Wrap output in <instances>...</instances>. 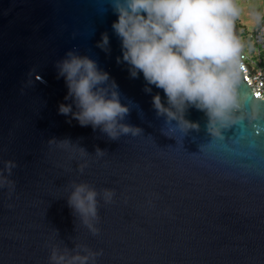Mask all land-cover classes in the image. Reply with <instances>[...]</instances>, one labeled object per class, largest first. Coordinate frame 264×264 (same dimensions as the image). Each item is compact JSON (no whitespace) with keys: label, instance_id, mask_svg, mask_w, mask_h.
I'll list each match as a JSON object with an SVG mask.
<instances>
[{"label":"water","instance_id":"water-1","mask_svg":"<svg viewBox=\"0 0 264 264\" xmlns=\"http://www.w3.org/2000/svg\"><path fill=\"white\" fill-rule=\"evenodd\" d=\"M114 20L107 0H0V169L17 164L0 188V264H49L52 246L76 245L102 250L88 264H264V99L242 77L235 123L210 133L194 107L198 130L166 122L152 107L163 90L117 63ZM70 49L115 81L139 134L113 140L58 114L71 100L54 61ZM74 183L114 191L97 196L96 235L67 204Z\"/></svg>","mask_w":264,"mask_h":264},{"label":"clouds","instance_id":"clouds-1","mask_svg":"<svg viewBox=\"0 0 264 264\" xmlns=\"http://www.w3.org/2000/svg\"><path fill=\"white\" fill-rule=\"evenodd\" d=\"M116 20L111 24L120 41L121 56L117 63L128 65L131 78L142 74L146 82L144 91L151 87L162 89L166 101L159 93L152 96V107L166 122L177 121L184 129H199L196 122L185 119L189 107L202 111L207 117V130L216 134L219 127L235 123L240 108L239 85L246 78L244 60L251 37L246 44L237 24L245 19L249 33L256 31L264 40V0H107ZM242 31V30H241ZM96 47L110 51L109 36L100 34ZM57 78H63L67 93L59 103L58 114L76 120L82 127L99 128L110 139L121 134H139L138 127L123 123L128 107L121 104L117 85L109 74L88 55L70 49L54 61ZM75 108V111L73 110ZM258 112L251 113L258 118ZM52 138L49 143H54ZM61 144H67L62 141ZM83 152V149H81ZM98 156L104 150L95 149ZM0 169V188L12 189L9 179L17 167L13 160H4ZM83 166H81L82 170ZM7 173V175H5ZM67 204L81 222L96 235L98 221L97 196L111 203L114 191L103 189L98 193L86 183L72 185ZM80 251L63 250L52 246L49 264H88L102 254L85 245H76Z\"/></svg>","mask_w":264,"mask_h":264},{"label":"built area","instance_id":"built-area-1","mask_svg":"<svg viewBox=\"0 0 264 264\" xmlns=\"http://www.w3.org/2000/svg\"><path fill=\"white\" fill-rule=\"evenodd\" d=\"M251 39L254 44L251 45L255 59L248 57L244 60L247 68V75L244 80L248 83L254 96L264 99V40H261L258 32L251 33Z\"/></svg>","mask_w":264,"mask_h":264},{"label":"rangeland","instance_id":"rangeland-1","mask_svg":"<svg viewBox=\"0 0 264 264\" xmlns=\"http://www.w3.org/2000/svg\"><path fill=\"white\" fill-rule=\"evenodd\" d=\"M237 32H238V34H242L243 35V37L245 39V43L247 44L248 41H249V37H251V33H249L248 30H247L245 19H242L237 24ZM245 54L248 57L255 59V55H254V52H253V49L251 48V46L247 48Z\"/></svg>","mask_w":264,"mask_h":264}]
</instances>
